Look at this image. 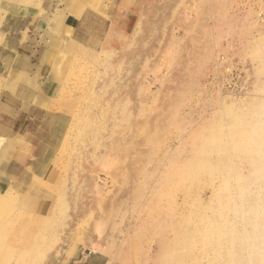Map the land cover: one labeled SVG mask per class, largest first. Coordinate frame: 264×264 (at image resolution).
I'll return each mask as SVG.
<instances>
[{
  "label": "rangeland",
  "instance_id": "1",
  "mask_svg": "<svg viewBox=\"0 0 264 264\" xmlns=\"http://www.w3.org/2000/svg\"><path fill=\"white\" fill-rule=\"evenodd\" d=\"M0 264H264V0H0Z\"/></svg>",
  "mask_w": 264,
  "mask_h": 264
},
{
  "label": "bare ground",
  "instance_id": "2",
  "mask_svg": "<svg viewBox=\"0 0 264 264\" xmlns=\"http://www.w3.org/2000/svg\"><path fill=\"white\" fill-rule=\"evenodd\" d=\"M2 106H3V105L0 106V111H1V107H2Z\"/></svg>",
  "mask_w": 264,
  "mask_h": 264
}]
</instances>
